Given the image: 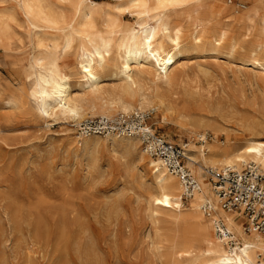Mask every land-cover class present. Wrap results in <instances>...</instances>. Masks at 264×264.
I'll return each mask as SVG.
<instances>
[{"label": "rangeland", "instance_id": "374dc122", "mask_svg": "<svg viewBox=\"0 0 264 264\" xmlns=\"http://www.w3.org/2000/svg\"><path fill=\"white\" fill-rule=\"evenodd\" d=\"M94 1L111 17L136 25L137 12L123 8L117 14L122 0ZM201 1L208 5L213 0ZM223 1L227 9L216 21L227 22L235 10L255 5L251 0ZM2 12H12L14 19L9 42L0 45V264H173L176 256L168 251L173 237L189 232L193 223L166 217L156 223L150 215L151 176L144 156L150 157L140 152L142 145L127 149L106 134L85 136L86 142L78 138L80 122L99 116L77 123L58 118L47 125L34 107L25 77L34 31L16 0H0ZM185 17L182 13L181 22L189 33ZM245 26L237 28L241 38ZM259 27L256 18L245 38L264 43ZM72 55H65L61 65L77 87L81 79ZM199 55H191L196 61L189 66L175 69L179 82L164 86V112L149 110L147 123L178 146L203 144L189 133L199 121L219 128V143L235 144L254 129L262 130L264 75L242 66L243 55L234 60ZM206 132L211 139V129ZM259 137L263 139L264 131ZM184 163L188 167L187 159Z\"/></svg>", "mask_w": 264, "mask_h": 264}, {"label": "bare ground", "instance_id": "6f19581e", "mask_svg": "<svg viewBox=\"0 0 264 264\" xmlns=\"http://www.w3.org/2000/svg\"><path fill=\"white\" fill-rule=\"evenodd\" d=\"M251 1L254 6L235 10L224 23L215 20L217 14L227 9L223 0H213L208 5L201 0H122L116 7L118 15L123 8L137 12L136 25H128L111 17L94 0H16L34 31L25 77L31 85L29 96L38 115L49 125L58 118L77 123L86 116L111 118L135 111L164 112V86L177 83L179 75L175 69L195 62L191 55L210 53L212 58L222 55L232 60L243 55L239 57L242 66L264 75V43L245 38L256 18L264 37V0ZM182 13H186L190 23L189 33L181 22ZM13 19L12 12L0 13V45L9 42ZM242 23L246 28L241 38L238 29ZM70 53L75 55L80 74L77 87L61 65L63 57ZM201 63L197 65L202 67L204 62ZM9 99V103H15L14 98ZM163 119H167L165 114ZM204 122L199 121L194 130H189L191 139L203 144L196 147L191 141L181 146L187 165L200 184L187 204L179 179L159 159L144 156L151 176L150 215L156 223L161 217L174 223H193L189 232L179 229L181 232L173 237L168 250L171 248L176 256L173 264H181V260L187 264H264V235L252 229L247 232L240 212L221 207L207 173L209 169L219 171L225 167L239 170L249 163L264 173V137H259L264 128L254 129L238 143L227 144L218 142L219 128ZM208 128L213 132L211 139ZM77 137L89 141V137ZM105 137L126 148L141 145L137 136ZM141 148L140 152L147 155ZM204 207L210 208L208 214ZM219 221L224 224L221 233Z\"/></svg>", "mask_w": 264, "mask_h": 264}, {"label": "built area", "instance_id": "2783aa9c", "mask_svg": "<svg viewBox=\"0 0 264 264\" xmlns=\"http://www.w3.org/2000/svg\"><path fill=\"white\" fill-rule=\"evenodd\" d=\"M151 112L135 111L121 113L111 118H85L80 122L79 134H117L119 136H137L144 151L152 158L159 159L166 170L176 176L183 187V198H190L200 189L197 178L185 165L187 159L183 147L175 145L160 135L147 123ZM219 198L221 207L226 211H238L245 219V230L251 229L264 234V173L249 163L242 169L225 167L219 171L208 170ZM210 212L209 207H204ZM219 233L224 224L217 223Z\"/></svg>", "mask_w": 264, "mask_h": 264}]
</instances>
